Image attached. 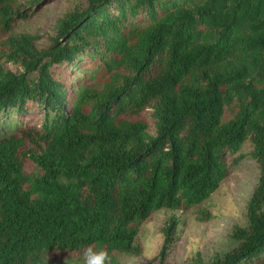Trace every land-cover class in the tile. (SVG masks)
Listing matches in <instances>:
<instances>
[{
	"label": "trees",
	"instance_id": "1",
	"mask_svg": "<svg viewBox=\"0 0 264 264\" xmlns=\"http://www.w3.org/2000/svg\"><path fill=\"white\" fill-rule=\"evenodd\" d=\"M84 1L41 43L0 0V264L136 255V224L199 204L244 156L245 226L198 264H264V0Z\"/></svg>",
	"mask_w": 264,
	"mask_h": 264
},
{
	"label": "rangeland",
	"instance_id": "2",
	"mask_svg": "<svg viewBox=\"0 0 264 264\" xmlns=\"http://www.w3.org/2000/svg\"><path fill=\"white\" fill-rule=\"evenodd\" d=\"M15 4L26 9L28 17L16 21L11 33H29L37 36V42L45 43L53 34L51 25L57 16L73 8H82L86 3L84 0H15ZM2 64L13 69L8 63ZM75 82L73 79L72 83ZM246 150L244 144L239 153ZM24 173L34 175L37 169L27 161ZM257 176L254 161L248 156L241 157L231 165L218 187L199 204L187 211L159 209L136 224L134 243L139 253L117 252L111 264H198L210 262L216 254L222 255L235 246L232 229L245 226V206ZM171 217L175 220L174 231L161 253L163 234L160 230ZM80 258L79 252L52 251L41 255L40 264H80Z\"/></svg>",
	"mask_w": 264,
	"mask_h": 264
},
{
	"label": "clouds",
	"instance_id": "3",
	"mask_svg": "<svg viewBox=\"0 0 264 264\" xmlns=\"http://www.w3.org/2000/svg\"><path fill=\"white\" fill-rule=\"evenodd\" d=\"M80 264H111V255L107 249L89 245L82 249Z\"/></svg>",
	"mask_w": 264,
	"mask_h": 264
}]
</instances>
